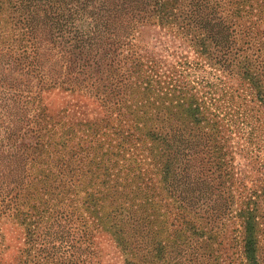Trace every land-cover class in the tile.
Wrapping results in <instances>:
<instances>
[{
	"label": "trees",
	"instance_id": "trees-1",
	"mask_svg": "<svg viewBox=\"0 0 264 264\" xmlns=\"http://www.w3.org/2000/svg\"><path fill=\"white\" fill-rule=\"evenodd\" d=\"M248 1L227 0L225 9L222 0H0V124L5 143L0 144V207L11 203L7 198L14 191L15 200L26 196L32 184L45 181L41 167L26 174V163L38 160L48 147L39 89L60 85L85 91L101 97L106 110L101 123L81 125L89 136L96 138L115 113L124 123L113 129V144L102 151L90 146L91 139L71 149L64 163L57 162V174L65 171L78 181L88 176L96 189L91 203L95 218L101 224L107 220L106 228L123 250L128 245L146 247L142 234H156L161 226L153 206L123 208L133 201L128 199L130 187L136 194L147 188L146 173L154 175L164 193L179 204L181 220L211 222L206 264H216L212 223L229 217L233 184L239 182L230 129L210 99L175 81H160L153 63L134 55L133 33L152 17L164 24L179 20L210 65L245 84L264 108V64L247 54L249 32L238 29L236 22L246 16L243 6ZM22 137L29 141L26 145H18ZM263 189L259 195L246 193L244 207L236 213L244 264H264V255H258ZM109 205L117 208L105 215L102 211ZM122 212L128 215L125 231L115 220Z\"/></svg>",
	"mask_w": 264,
	"mask_h": 264
},
{
	"label": "rangeland",
	"instance_id": "rangeland-1",
	"mask_svg": "<svg viewBox=\"0 0 264 264\" xmlns=\"http://www.w3.org/2000/svg\"><path fill=\"white\" fill-rule=\"evenodd\" d=\"M222 1L225 9H228L227 0ZM248 2L243 6L246 16H241L236 22L238 29L249 32L250 49L246 50L247 54L254 55L261 65L264 64V4L263 0ZM191 36L179 20L164 24L152 17L136 26L133 53L153 63V70L160 81H175L177 85L182 84L196 91L204 99H210L223 118L224 125L230 129L229 144L232 146L235 177L239 178V182L233 184V204L229 217L212 223L211 232L215 233L216 239L215 242L211 240V247L216 251V264H244L240 257L241 228L236 213L244 207L246 193L256 191L259 195L260 188L264 187V108L249 93L245 84L219 67L210 65L199 48L194 46ZM57 59L54 58L55 61ZM57 65L64 67L59 62ZM37 95L45 124L43 139L48 147L45 146V154L38 160L26 163V174L32 175L42 168L45 170V181L32 184L26 189V196L23 194L15 200L14 191L7 198L11 203L8 202L7 207H0V264L207 263L210 245L207 233L211 222L194 218L181 220L179 204L164 193L157 177L150 173L145 175L149 179L146 189L141 188L135 194L134 187H130L128 199L134 198L132 202H126L123 208L142 206L145 209L153 206L156 222H161V226L156 229L152 227L156 234H142L141 239L146 247L128 245L123 250L117 245L113 231L106 228L107 220L101 224L95 218L91 203L95 198L92 193L96 189L90 186L88 176L78 181L74 176H66L65 171L59 175L56 165L57 162H65L63 157L71 149L84 147L90 139V146L101 151L107 143L113 144V129L123 125V118L113 114L107 127L92 138L88 135L87 127L81 125L99 124L104 119L106 110L101 97L60 85L39 89ZM2 140L4 135L0 124V144L4 145ZM28 142L23 137L17 139L18 145ZM140 169L145 170L146 167L141 166ZM143 193L147 203H144ZM107 201L110 202V198ZM180 206L183 204L180 203ZM107 208L102 211L105 215L117 207L109 205ZM262 212L258 206L257 214ZM127 217L124 212L115 215L123 231L127 227L124 221ZM258 222L260 258V255H264L263 218ZM127 236L130 237L128 233ZM159 247L163 250H159Z\"/></svg>",
	"mask_w": 264,
	"mask_h": 264
}]
</instances>
